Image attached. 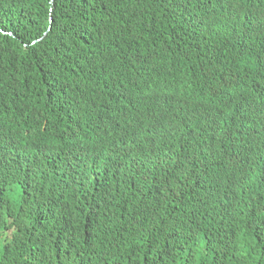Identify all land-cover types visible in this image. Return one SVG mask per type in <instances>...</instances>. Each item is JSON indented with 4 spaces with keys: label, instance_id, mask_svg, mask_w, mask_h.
I'll list each match as a JSON object with an SVG mask.
<instances>
[{
    "label": "trees",
    "instance_id": "trees-1",
    "mask_svg": "<svg viewBox=\"0 0 264 264\" xmlns=\"http://www.w3.org/2000/svg\"><path fill=\"white\" fill-rule=\"evenodd\" d=\"M263 15L264 0H0V264H264ZM203 55L226 87L198 86L196 111L164 79ZM110 66L152 79L87 127L94 159L39 153L36 112L49 103L70 143L84 80Z\"/></svg>",
    "mask_w": 264,
    "mask_h": 264
},
{
    "label": "clouds",
    "instance_id": "clouds-1",
    "mask_svg": "<svg viewBox=\"0 0 264 264\" xmlns=\"http://www.w3.org/2000/svg\"><path fill=\"white\" fill-rule=\"evenodd\" d=\"M187 59L191 67L186 66L185 71L180 76L164 73L166 75L164 85L169 90L174 91L171 97L174 95L184 106H192L196 111H200V104L196 99L198 86L207 88L209 92H217L225 89L226 85L218 87V81L222 80V74L219 75V67L210 56H189ZM109 70L108 75L99 76L93 82L84 80L88 87H81L80 89L78 115L77 119L72 122V140L70 143L63 141L57 127L47 120L56 115L55 112L50 111L49 103L46 102L45 109H39L36 112L33 127L29 130L28 142L37 148L39 153L44 154L46 150L51 148L55 155H62L65 158L73 157L78 159L81 165L89 163L86 159H94L98 148L96 143L91 145L92 136L87 132V127L98 118L100 120L113 118L110 109L114 103L124 110L136 95H143L141 91L150 86L148 82L152 79L150 77L148 80L139 81L140 69L120 68L118 66L115 69L114 66H110ZM167 76L176 77L179 80L168 83ZM159 79L161 77L153 81ZM83 89L89 90L83 93ZM201 107H204V103ZM92 141L94 142V139ZM113 141L115 143L113 151L120 152L121 141L115 140V138Z\"/></svg>",
    "mask_w": 264,
    "mask_h": 264
},
{
    "label": "bare ground",
    "instance_id": "bare-ground-1",
    "mask_svg": "<svg viewBox=\"0 0 264 264\" xmlns=\"http://www.w3.org/2000/svg\"><path fill=\"white\" fill-rule=\"evenodd\" d=\"M263 20H264V19H263ZM262 38H264V37H262ZM261 94L264 95L263 92H262ZM220 127H223V126L221 125ZM252 146L255 148V142H254V141H252ZM243 154H244V152H242V159H241L240 162L243 163V164H246V161L244 160ZM235 162H237V161L235 160ZM243 177H244L245 179H248L249 175H243Z\"/></svg>",
    "mask_w": 264,
    "mask_h": 264
}]
</instances>
